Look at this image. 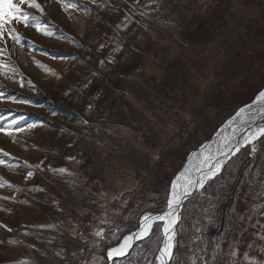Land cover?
<instances>
[{
    "label": "trees",
    "instance_id": "trees-1",
    "mask_svg": "<svg viewBox=\"0 0 264 264\" xmlns=\"http://www.w3.org/2000/svg\"><path fill=\"white\" fill-rule=\"evenodd\" d=\"M262 3L264 0H205L197 4L195 0L191 2L189 0L188 7L180 6L181 15L178 16L176 13V17L181 22L178 33L180 43L176 45L175 51L172 50L171 44L160 47L157 45L156 50L153 48L159 60L155 63L156 71L163 79L144 78L146 83L143 88L146 93L144 100L152 97V101L158 104L159 96L166 92L167 87L174 88L175 82L191 79L190 83L198 90L185 94L189 98L191 96L190 99L195 103L181 106V103H175V98L168 97L166 102L158 104L160 108L152 109L148 119L150 123H154V129L143 131V135L148 139V143L156 145L159 153L153 156L143 149H138L141 151H136L135 148L128 149L135 154L140 166L137 183L134 187L123 190L121 199L116 201L126 198L127 203L134 202L139 195L143 196L148 191L154 195L164 196L170 175L183 160L189 146L198 141V139L194 141V135L201 128V123L204 122L203 125L206 126L211 118L210 115L221 109L220 119L216 123L219 124L225 118V114L251 100L257 90L264 85V8H260ZM247 5L257 8L258 15L252 16L251 20L232 16V12H239ZM165 23L163 19L162 24ZM206 27L211 29L208 30ZM136 38L132 37L133 40ZM145 46L146 50L152 48L147 44ZM131 51V54L136 55V51ZM204 58L205 63L200 61ZM120 59L117 57L114 62L122 72L130 67L128 72L132 74V78L140 73L132 70L134 67L126 63L127 59L123 60L125 62H121ZM167 73H172L171 80L174 84L164 81ZM134 88L138 89L136 86ZM117 95L119 97L115 98L120 101L116 104L115 98L110 100L105 92L101 94L104 111H109L114 105L119 111L124 96ZM183 112H186L187 116L182 115ZM171 125L174 126L173 132L168 129ZM157 167L158 172L153 177L152 170ZM213 187L217 186L213 185ZM247 188L248 185L242 191L231 195L234 201L231 215V210L227 211L226 208L222 210L223 204L219 206L211 201H204V204L192 208L188 217L189 207L184 208L183 218L188 224L184 228L183 235H180L181 242L175 250L172 264H239L244 260L247 245L253 240V235L250 239L245 232L244 221L249 216V210H245L244 207L250 202L247 201V197L244 198ZM217 190L219 188L214 191ZM110 192L115 194L112 189ZM252 197L253 190H250L249 198ZM160 201L162 203L163 199ZM117 204L118 202L114 204L115 209L120 211ZM118 216L116 214L111 221H115ZM194 224L198 226L195 227ZM60 232L61 230L45 243L30 236L32 239L29 241L36 247V251H42L38 255L40 259L46 260L47 264H56V260L64 261L59 257V252L69 253L74 244L72 235ZM187 234L190 236H186ZM88 244L91 245V242ZM76 251L78 258L82 255L80 263L94 252L89 247L85 249V246L79 250L76 247L74 252ZM71 253L73 254V251ZM138 254L140 256L133 254L120 264L148 263L150 254L146 256L145 250ZM75 262L77 263L78 259L75 258ZM76 263L63 262V264Z\"/></svg>",
    "mask_w": 264,
    "mask_h": 264
},
{
    "label": "rangeland",
    "instance_id": "rangeland-1",
    "mask_svg": "<svg viewBox=\"0 0 264 264\" xmlns=\"http://www.w3.org/2000/svg\"><path fill=\"white\" fill-rule=\"evenodd\" d=\"M130 1L131 0H69L70 3L76 4L79 7L68 9L67 11L63 10L58 3L53 5L51 2H47L46 5L44 4L46 9L49 10L50 15L61 24L64 31L59 33L56 30V27L49 24V28L52 27L54 29L49 31L56 32V36L49 37L36 31V34L32 33L35 41L38 45L43 46L49 55L56 56L61 51H74L77 53V56H75L74 59L76 62L63 59L61 61H53L46 59L44 51L39 52L31 49L29 51L37 52L39 54H30V52L26 53L25 49L19 46L10 47L14 59L18 61V64L20 63V65H22L26 73L33 77L39 85L38 89H36L31 84L27 83L26 87L31 90L25 91L24 89L23 93L31 95L34 97L35 101L36 98H44V101H36L41 103V105L40 108H33V110L46 113L47 109L52 108L51 103H49L50 101L59 107L64 106L68 109L77 110L76 107L70 104V101H72L71 98L62 97V89L64 87L73 84L74 81L78 84L82 82L79 76L84 70L80 67V64L86 63L84 57H87V55L82 56V53L86 54V52L83 48H80L79 50L77 45L82 44L83 46H87L89 42H97L99 37H104L108 30L107 25L110 21H117L120 16V12L118 11L121 8L129 10L128 4H130ZM162 1H164V5L159 13L164 19H168V24H163L161 25L164 26L163 28H158L157 21L149 17L148 21L151 22L152 26L143 27L142 30L145 31L144 35H142V37H139L138 35V40L139 43H141L143 50L146 47L145 44L152 48L146 50L145 53H142V57H139L137 63L142 59L138 66L140 73L136 74L133 78L131 75L128 77L124 76V79L127 81L125 88L123 87V83H126V81H121L122 89L120 90V93H124L127 98L123 110H116L115 105L113 106L114 108L110 107L108 116L111 117L114 114H116V116L113 119H109L107 116L103 123L95 125V139H92L85 144V148L88 150L87 154L91 155L88 158L86 165H83L82 167L91 163L90 166L78 170V173L76 172L74 176L75 181H73L70 186L68 185L67 178H65L64 183L66 185L59 187L61 191H64L62 198L66 209H72L73 211L80 210L90 217L91 213L89 207L94 206L96 201H112L114 199V196L110 195L111 189L114 192H120V190L123 191L135 185L137 183L138 168L140 166L135 154L128 149L135 148L136 151H141L138 149H143L148 151L149 155L153 154V156H157L159 153L156 145L148 143V139L144 138L143 135V131L154 129V123H150V120L148 119L152 114V109L160 108L158 104L161 105L166 102L168 97L175 98V103H181V106H190L192 102L193 104L195 103L193 99H190L191 96L189 98V96L185 94L192 93L195 90L197 92L198 90L197 87L196 89L190 83L191 79L190 81L180 80L179 82H175L176 87L174 88L168 89L167 87L165 89L166 92L159 96L158 104L152 101V97L149 100H144L146 95L143 90L146 85L144 78L155 71V63L159 62L156 58L157 54H154V49L156 50L155 46L158 45L160 47L161 45L171 44L172 50H177L176 45H179L180 43V41H178V33L181 29V26L179 25L181 22L176 17V13L178 10V16H180L182 13L180 6H184L183 8H185L189 0ZM169 1L170 4L167 3ZM204 1L205 0H195L197 4ZM185 2L186 5H184ZM171 7L175 8V11L172 14L170 10ZM260 8H264V3L260 5ZM129 13H131V11H129ZM255 15H258V9L253 5H247L246 7L241 8L239 12H232V16H240L242 19L246 20H251V17ZM206 29L210 30L211 28L206 27ZM67 33H72L78 37L80 43H76L75 45L67 42L66 40H71L66 35ZM220 40L222 44H224L222 39ZM98 53L99 54L95 52L97 59L100 58L101 52ZM31 55L33 58H31ZM36 58L42 63L43 67L40 68V70L33 65V63L36 65L34 60L36 62L39 61L36 60ZM200 61L205 63L206 59L204 58ZM49 63L55 68V71H53L52 74H48L50 73L48 70L51 71L52 69V66H50ZM171 74L172 73H167L164 81L167 83L172 82ZM108 76H110V74H108ZM155 76L158 79H163L158 72H156ZM9 84L11 85V82ZM172 84L174 83L172 82ZM12 86H14V82ZM132 86H136L138 89L135 90ZM93 87L97 90H102L101 84L94 83ZM16 89L22 91L19 87H16ZM153 90L155 89L153 88ZM105 93L109 95L110 100L112 98L114 99L118 96L117 94H119L113 90L108 91V93L107 90H105ZM46 99H49L50 101L48 100V102ZM117 101L118 100H116V104ZM78 103L80 105L83 104L82 97H80ZM117 113L121 114L122 117H118ZM182 115L187 116V113L183 112ZM94 116L95 113H91L89 118L94 119ZM210 116L211 118L206 126L203 125L204 122L201 123V127H203L200 130L201 132L203 129L204 132H207L216 125L221 116V109L214 111V114ZM51 121L57 124H64L58 118L52 119ZM66 121L69 122L74 120L67 118ZM76 124L77 126H75L77 129L82 132H86L89 128H84L78 123ZM168 129L173 132L174 126L171 125ZM2 130H4L2 133L8 138L12 150L6 146H1L7 153H0V158L6 157L4 163L0 162V229L4 227V229H7L10 225L4 220L3 216L7 217L10 220L9 222L14 226H17L20 221H42L44 219H41L42 211L40 210V207L36 206L34 202H29L38 201L31 193V184L35 182L33 180L36 179V182L38 181V176L35 172L36 170H32L31 172L33 175L28 177L26 167L21 166L16 162L22 161L27 163L30 160L31 162H37L42 168L43 162L46 160L52 161L53 163L59 162L58 151L60 149H58V145L60 143L58 142L54 130L39 127L37 125L26 127L23 130ZM6 131L10 132L11 135H6ZM124 149H126V151ZM90 170L93 171L91 172ZM157 170L158 167L153 168V177L154 174L158 172ZM24 174L26 175L27 180L23 178ZM44 176L46 177V175ZM12 182L15 186H12ZM95 192L100 193L96 195ZM152 197L153 196L146 194V197L142 200L149 201ZM129 202L131 205L132 201ZM4 211L9 214L6 213V215H3L2 213ZM81 219L82 217L80 216L78 220L80 221ZM74 231L77 235L79 234L77 228H75ZM11 235L12 233L9 235L0 230V261L8 260L10 257L22 253V250H16L15 246L11 244ZM86 235V241L88 243L89 240L94 237V234L87 231ZM23 252H25V250ZM91 259L94 264L98 263V254H94ZM78 261L80 260L78 259ZM63 262L64 261L61 262L60 260H56V264H63Z\"/></svg>",
    "mask_w": 264,
    "mask_h": 264
},
{
    "label": "snow or ice",
    "instance_id": "snow-or-ice-1",
    "mask_svg": "<svg viewBox=\"0 0 264 264\" xmlns=\"http://www.w3.org/2000/svg\"><path fill=\"white\" fill-rule=\"evenodd\" d=\"M61 4L63 10L67 11L68 9L79 7L76 4L67 2V0H57ZM27 4L29 9H35L40 12L41 16L44 15V9L41 7V4L37 0H19V3L14 2V0H0V41L4 40L5 34L7 33L8 39L13 40L16 44L20 43L22 39L21 35L17 28L9 27L11 21H15L18 25H23L26 28H35L37 32L42 33L45 36H53L52 31L47 30L46 24L41 23V17L32 15L29 11H22L20 5ZM3 50H0L2 52ZM3 66L0 65V68ZM258 100L264 99V92H261L257 97ZM0 131H4L0 129ZM6 135H11L10 132H5ZM264 136V127L253 132L249 136L245 137V143H251L256 140L258 137ZM238 150V149H237ZM254 150V149H253ZM234 155V153H233ZM224 161H219L215 164L214 168H209L208 174L202 177L199 181L193 182L189 180L186 185L183 186L182 192H177L176 189L178 185L173 183L172 193L168 199V211L163 215L152 216L150 214H145L140 218L139 232L134 233L130 236L124 237L123 243L117 248L109 249L107 255L109 258L113 256L124 255L127 249L131 246L132 239L143 238L149 236V233L153 227L154 221H164L163 225V247H159V255L156 257V260L159 264H168V261L172 259V250L174 247L175 239V230L174 226L179 220V216L176 214L178 207L181 204L183 199H187L191 195L192 191L198 187H203L206 179L215 176L221 169V165ZM58 171H65L64 169H59ZM28 177L33 175L32 172H28ZM11 231V229H9ZM95 236L102 237L103 231L98 230L95 232Z\"/></svg>",
    "mask_w": 264,
    "mask_h": 264
},
{
    "label": "bare ground",
    "instance_id": "bare-ground-1",
    "mask_svg": "<svg viewBox=\"0 0 264 264\" xmlns=\"http://www.w3.org/2000/svg\"><path fill=\"white\" fill-rule=\"evenodd\" d=\"M47 1L48 0H37V2L40 3L41 5H43ZM107 1H109V0H107ZM20 7H21V10L22 11H29L32 15H35V11L36 10L35 9H29L27 7V4H22V5H20ZM45 17H46L45 19H47L49 16L46 15ZM9 27L17 28L18 31H19V34L21 35V37H22L23 40H26L27 41V39L30 37V32H31V29L32 28H26L23 25H18V24L15 23V21H11L10 24H9ZM5 37H7V33H6ZM263 111H264V99H262V100H258L257 99L256 102H255V104H253L250 107H246V108L242 109L239 112V114L232 120V122L230 123V125H232L234 121H235V123L236 122L242 123V121H246L249 118H252V117H254L256 115H259V113L260 112H263ZM263 126H264V121L261 120V121L256 122V124H254L252 127H249L248 129H246L243 137L241 138V141H244L245 137L249 136L253 132H255L258 129L262 128ZM219 136L220 135H218L217 137H215L214 141H212L210 143V145H208L207 147H205L204 149H202L203 154L198 158V160H194V157H192L190 159V161H196L194 163H200V162H203L205 159H208L209 156H210L208 153H211L212 150H216L217 149L216 143L219 140ZM0 145L1 146L2 145L3 146H6V147H8V148L11 149L10 142L6 138H4L2 136H0ZM206 154H208V155H206ZM191 164H192L191 162L188 163V165H191ZM189 180H190V178L187 177L186 182H188ZM186 182H185V185H186ZM176 184L178 185L176 191L177 192H182L183 191V185H181L178 182ZM179 184H180V186H179Z\"/></svg>",
    "mask_w": 264,
    "mask_h": 264
},
{
    "label": "water",
    "instance_id": "water-1",
    "mask_svg": "<svg viewBox=\"0 0 264 264\" xmlns=\"http://www.w3.org/2000/svg\"><path fill=\"white\" fill-rule=\"evenodd\" d=\"M179 209V208H178Z\"/></svg>",
    "mask_w": 264,
    "mask_h": 264
}]
</instances>
